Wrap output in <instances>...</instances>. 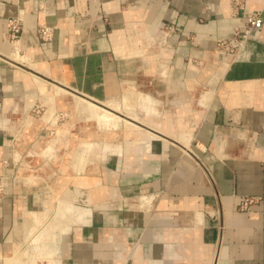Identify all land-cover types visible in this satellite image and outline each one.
Listing matches in <instances>:
<instances>
[{
    "label": "crops",
    "instance_id": "obj_1",
    "mask_svg": "<svg viewBox=\"0 0 264 264\" xmlns=\"http://www.w3.org/2000/svg\"><path fill=\"white\" fill-rule=\"evenodd\" d=\"M44 1L0 0V264H264V23L232 53L230 0Z\"/></svg>",
    "mask_w": 264,
    "mask_h": 264
},
{
    "label": "built area",
    "instance_id": "obj_2",
    "mask_svg": "<svg viewBox=\"0 0 264 264\" xmlns=\"http://www.w3.org/2000/svg\"><path fill=\"white\" fill-rule=\"evenodd\" d=\"M44 5L41 7V11L44 12L45 15L53 13V5L52 0H45ZM246 4L247 0H230V7L233 10V13L235 15L238 14L240 10H243L246 17V22L244 24V28H235L234 36L227 39H221L217 41V46L220 50L226 51V52H236L240 47L244 45L246 40L251 37L254 30L261 28L264 19L262 16V13L260 11H252L248 12L246 10ZM23 30V19L19 16H12L8 18V37L11 40L17 39ZM165 33V35H168V33L174 32L175 28L173 26H165L162 29ZM39 34L41 35V38L44 40H51L54 36V28L47 25V24H41L38 28ZM3 91L0 87V112L3 108ZM43 108L40 106H37L34 110V112H41ZM4 192V176L0 173V195H2ZM255 202V199L253 197L246 196L242 198L240 202V209L244 210L247 209L251 204Z\"/></svg>",
    "mask_w": 264,
    "mask_h": 264
},
{
    "label": "rangeland",
    "instance_id": "obj_3",
    "mask_svg": "<svg viewBox=\"0 0 264 264\" xmlns=\"http://www.w3.org/2000/svg\"><path fill=\"white\" fill-rule=\"evenodd\" d=\"M129 96H125V102L126 103H128V101H129ZM126 99H128V100H126ZM45 104H51V103H45ZM90 105V104H89ZM48 106H50V105H48ZM112 107H114V108H116L117 110H120V111H123V110H121L120 109V107H119V105H117V104H113V105H111ZM47 107V106H46ZM46 110V109H45ZM45 110L44 109H42V111L41 112H35V115L37 116V117H40V116H42L43 114H44V112H45ZM112 111V110H111ZM112 112H114V111H112ZM119 112V111H118ZM100 113H101V110L100 109H98V120H99V122H102V123H107V122H105V118H102V117H100ZM114 114H116V115H121V114H118L117 113V111L116 112H114ZM110 116H112V117H114V115H111L110 114ZM108 118V117H107ZM110 118V117H109ZM114 119V118H113ZM109 121V119H106V121ZM93 122H95V120L93 121ZM116 125V124H115ZM118 125V124H117ZM103 126V125H102ZM106 126V125H105ZM129 126H131L132 127V125L130 124ZM97 127H100L99 126V124H97ZM110 127H112L111 125H110Z\"/></svg>",
    "mask_w": 264,
    "mask_h": 264
},
{
    "label": "bare ground",
    "instance_id": "obj_4",
    "mask_svg": "<svg viewBox=\"0 0 264 264\" xmlns=\"http://www.w3.org/2000/svg\"><path fill=\"white\" fill-rule=\"evenodd\" d=\"M102 110H104V112H107V110L105 108H103ZM107 114V113H106Z\"/></svg>",
    "mask_w": 264,
    "mask_h": 264
}]
</instances>
